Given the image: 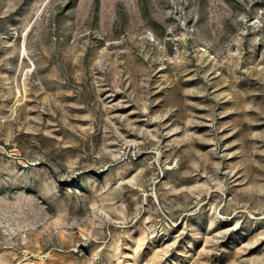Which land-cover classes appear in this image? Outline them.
<instances>
[{
	"label": "rangeland",
	"instance_id": "374dc122",
	"mask_svg": "<svg viewBox=\"0 0 264 264\" xmlns=\"http://www.w3.org/2000/svg\"><path fill=\"white\" fill-rule=\"evenodd\" d=\"M0 264H264V0H0Z\"/></svg>",
	"mask_w": 264,
	"mask_h": 264
}]
</instances>
